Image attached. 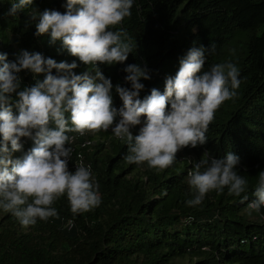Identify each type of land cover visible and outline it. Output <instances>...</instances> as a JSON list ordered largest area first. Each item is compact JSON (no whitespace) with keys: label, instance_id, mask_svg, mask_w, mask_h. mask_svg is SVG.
I'll return each mask as SVG.
<instances>
[{"label":"trees","instance_id":"1","mask_svg":"<svg viewBox=\"0 0 264 264\" xmlns=\"http://www.w3.org/2000/svg\"><path fill=\"white\" fill-rule=\"evenodd\" d=\"M13 2L0 0V54H6L8 62L27 50L57 63L75 62L77 75L94 76L67 53L62 41L52 43L50 32L35 35L38 20L30 17L46 9L63 13L66 0H33L10 16ZM131 13L117 28L126 29L136 40V50L123 64L98 65L112 81L117 109L123 105L115 87L131 89L125 80L128 65L148 69L150 79L140 81L143 100L153 88L163 93L165 79L175 77L180 59L192 47L201 46L209 50L204 70L227 62L238 67L236 97L216 111L208 142L183 149L164 170L150 168L146 162L126 163L128 146L111 129L83 136L69 133L76 136L67 145L73 149L69 171H75L79 158L85 166L91 165L102 203L74 215L65 195L53 204L58 218L38 219L29 227L0 209V264H174L179 258L188 264H264V207L251 214L247 207L256 199L258 174L264 171V0H134ZM18 75V91L45 78L27 70ZM10 99L13 114L18 115L17 94ZM144 119L132 129L133 135ZM20 142L18 152L7 145L13 160L34 147L29 138ZM206 152L210 159H223L228 152L238 155L236 170L247 180L246 190L240 196L229 195L227 188L222 193L213 190L200 205L190 207L187 201L193 198V190L187 183L188 172ZM68 220L73 225L64 228Z\"/></svg>","mask_w":264,"mask_h":264},{"label":"clouds","instance_id":"2","mask_svg":"<svg viewBox=\"0 0 264 264\" xmlns=\"http://www.w3.org/2000/svg\"><path fill=\"white\" fill-rule=\"evenodd\" d=\"M32 4L33 0H15L8 15L15 16ZM133 4L134 0H66L63 13L46 9L30 17L31 21L38 20L36 36L50 32L51 42L62 41L67 53L88 66L94 76L89 72L77 75V63H57L39 52L23 50L14 62L0 54V209L10 212L23 227L34 226L38 219L58 218L53 204L65 195L74 215L102 203L91 165L81 162L74 172L69 171L73 149L67 145L76 140L69 133L83 136L111 129L128 146L126 163L146 162L150 168L164 170L176 162L183 149L208 142L207 132L216 111L237 95L238 67L227 62L204 70L209 50L192 47L180 59L175 77L165 79L164 92L153 88L143 100L139 98L144 88L140 81L150 79L148 69L128 65L125 80L131 89L115 87L123 105L117 109L112 81L98 65L123 64L136 50V40L126 29L117 28L131 17ZM25 70L45 78L18 91V74ZM12 93L18 96V115L13 114ZM142 117L143 126L133 135L132 129L141 125ZM21 138L33 140L34 147L21 159L13 160L7 145L18 152ZM239 164L240 157L232 152L223 159H210L209 153H204L188 172L193 198L187 206L200 205L213 190L222 193L227 188L229 195L240 196L247 180L238 174ZM254 195L256 199L247 205L249 214L264 207V171L258 174Z\"/></svg>","mask_w":264,"mask_h":264},{"label":"rangeland","instance_id":"3","mask_svg":"<svg viewBox=\"0 0 264 264\" xmlns=\"http://www.w3.org/2000/svg\"><path fill=\"white\" fill-rule=\"evenodd\" d=\"M81 163V158H79V160H78V162H77V164H80ZM188 263H190L188 260H186V259H176L175 261H174V264H188Z\"/></svg>","mask_w":264,"mask_h":264},{"label":"built area","instance_id":"4","mask_svg":"<svg viewBox=\"0 0 264 264\" xmlns=\"http://www.w3.org/2000/svg\"><path fill=\"white\" fill-rule=\"evenodd\" d=\"M69 221H71V220H68V221H66V222H64V224H63V227L64 228H71L72 227V225H73V222H72V225L71 226H69Z\"/></svg>","mask_w":264,"mask_h":264}]
</instances>
